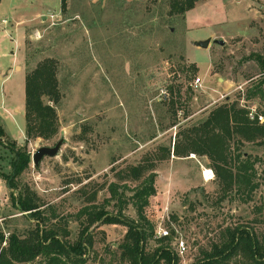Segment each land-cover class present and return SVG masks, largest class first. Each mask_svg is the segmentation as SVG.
<instances>
[{
  "label": "rangeland",
  "instance_id": "374dc122",
  "mask_svg": "<svg viewBox=\"0 0 264 264\" xmlns=\"http://www.w3.org/2000/svg\"><path fill=\"white\" fill-rule=\"evenodd\" d=\"M168 9L169 0H66L64 6L61 0H0V229L5 236L30 228L12 205L5 177L12 173L11 147H25L31 157L59 139L57 155L44 156L37 165L30 160L16 181L56 207L71 241L80 228L74 214L86 203L83 194L96 191L93 202L104 205L111 182L137 185L120 177L125 167L151 160L155 193L145 214L155 235L173 229L180 264L200 258L227 226L244 225L264 235V145L243 147L244 156L256 159L259 183L246 201L234 192L221 198L207 156H175L163 149L225 98L260 113L264 121V99L246 97L259 78L255 58L264 57V0H199L181 15H169ZM208 37L206 48L193 44ZM44 59L56 65L60 99L45 101L55 107L59 129L51 138L26 142L25 75ZM196 77L202 86L194 90L190 83ZM208 169L213 177L205 179ZM132 193L124 191L126 197ZM114 203L106 209L116 214ZM122 213L137 218L131 203ZM52 221L64 225L59 217ZM125 232L120 223L94 228L83 264H122L104 247L115 248ZM156 245L150 239L147 247ZM228 264L244 262L237 257Z\"/></svg>",
  "mask_w": 264,
  "mask_h": 264
},
{
  "label": "trees",
  "instance_id": "16d2710c",
  "mask_svg": "<svg viewBox=\"0 0 264 264\" xmlns=\"http://www.w3.org/2000/svg\"><path fill=\"white\" fill-rule=\"evenodd\" d=\"M197 1L169 0L168 14H184ZM65 4L66 0H61V5ZM255 59L260 67L259 78L253 87L247 89L246 97L259 96L264 99V57L257 55ZM190 66L194 69V65ZM168 88L171 93L172 86ZM45 97L52 103L60 99L53 59H44L25 75L26 142L36 137L48 139L58 132L56 109L45 101ZM248 112L246 105L239 106L238 101L225 98L203 120L180 130L173 144L163 149L166 154L172 151L175 156H188L190 153L207 156L215 171L221 198L234 192L241 200H251L252 193L259 186L254 169L256 159H251L250 155L244 156L243 147L250 143L264 145V121L250 119ZM3 136L4 130L0 127V139ZM23 148L11 147L12 173L10 177H5L11 188L12 205L27 218L30 228L11 230L8 236L0 229V264H83L84 255L94 244V228L117 223L125 225L126 232L115 248L110 244L104 247L107 256L122 264H180L172 246L173 229L166 236L155 235L154 227L145 214L149 197L155 193L156 175L152 160L125 167L120 177L136 181L137 185L133 188L127 185L121 187L111 182L108 186L110 196L104 200V205L93 202L96 191L83 194L86 203L74 214L80 228L76 238L71 241V231L65 226L67 220L58 215L56 207L44 203L27 184L19 185L16 181L31 160L30 153ZM120 187L123 189L118 191ZM14 189H17L16 194L13 193ZM124 189L132 190V195L126 197ZM113 200L117 207L116 214L106 209V205ZM128 203L135 208L136 219L123 215L122 210ZM57 217L64 221V225L52 221ZM150 239H155L157 243L152 249L147 247ZM237 257L244 264H264V235H258L244 225L227 226L192 264H228Z\"/></svg>",
  "mask_w": 264,
  "mask_h": 264
},
{
  "label": "water",
  "instance_id": "95a60500",
  "mask_svg": "<svg viewBox=\"0 0 264 264\" xmlns=\"http://www.w3.org/2000/svg\"><path fill=\"white\" fill-rule=\"evenodd\" d=\"M211 38L208 37L203 40H196L193 42L194 45L199 46L201 48H206L210 43ZM213 42L222 45V39H214ZM21 140V137L19 138ZM62 144V140L59 139L53 146H41L36 149L35 152L31 155V160L34 165H37L44 156H55L59 152L60 146Z\"/></svg>",
  "mask_w": 264,
  "mask_h": 264
},
{
  "label": "built area",
  "instance_id": "2783aa9c",
  "mask_svg": "<svg viewBox=\"0 0 264 264\" xmlns=\"http://www.w3.org/2000/svg\"><path fill=\"white\" fill-rule=\"evenodd\" d=\"M2 22L6 23L7 21L5 19H2ZM190 86L194 90L200 88L202 86L201 78L200 77L194 78L193 81H191ZM163 92H165V90ZM248 115H249L250 119L257 118V120H259V122L263 121V116L262 115H257L255 113H253L252 111H250L248 113ZM208 170H209V173L207 175H205V173H204V178L205 179H210V178L213 177V172L210 169H208ZM157 234H158L157 236H166L168 234V231L166 229L165 230L164 229H160L159 231H157ZM178 248H179L180 252H182L185 249L183 242H179Z\"/></svg>",
  "mask_w": 264,
  "mask_h": 264
},
{
  "label": "bare ground",
  "instance_id": "6f19581e",
  "mask_svg": "<svg viewBox=\"0 0 264 264\" xmlns=\"http://www.w3.org/2000/svg\"><path fill=\"white\" fill-rule=\"evenodd\" d=\"M205 173L207 174V173H208V171L206 170V171H205Z\"/></svg>",
  "mask_w": 264,
  "mask_h": 264
}]
</instances>
